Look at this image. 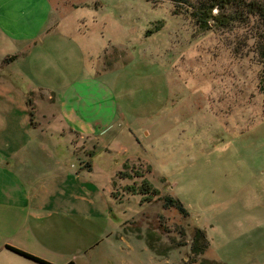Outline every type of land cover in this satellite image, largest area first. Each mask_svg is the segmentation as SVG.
<instances>
[{
	"label": "rangeland",
	"instance_id": "1",
	"mask_svg": "<svg viewBox=\"0 0 264 264\" xmlns=\"http://www.w3.org/2000/svg\"><path fill=\"white\" fill-rule=\"evenodd\" d=\"M50 1L65 33L37 44L0 39V77L12 85L0 91V137L12 130L28 139L32 165L45 159L47 188H61L56 198L68 202L37 221L32 252L54 264H264L263 65L254 20L201 30L168 0ZM29 7L35 25L51 20L43 0H0V22ZM22 96L40 118L76 106L83 138L73 147L57 115L43 132L19 130ZM143 181L158 191L150 201ZM168 197L186 213L165 206ZM195 229L207 240L196 256Z\"/></svg>",
	"mask_w": 264,
	"mask_h": 264
},
{
	"label": "crops",
	"instance_id": "2",
	"mask_svg": "<svg viewBox=\"0 0 264 264\" xmlns=\"http://www.w3.org/2000/svg\"><path fill=\"white\" fill-rule=\"evenodd\" d=\"M3 1L7 4L11 2V0ZM43 1L46 3L47 16L51 18L50 21L49 19H42L38 25H35L34 20L30 18L32 7L27 8L25 11L21 10L19 13H16V11L11 13V21L7 19L9 13H3L1 17L2 21L0 22V39L14 41L15 43L28 42L30 44H37L44 43V40L50 34L61 36L62 33H65L64 27H57V22L54 24V18L57 19L58 16L55 12H52L51 1ZM55 4H57V8L59 6L63 7V5H58L57 1H55ZM3 16H6L5 20H3ZM16 26H22V28L16 31L18 29ZM0 75H2L1 70ZM11 86L10 83H6L5 79L0 77V91L2 93L12 90L10 88ZM13 89L17 90L16 88ZM52 94L53 92H50L47 98L50 101H58L55 99V95ZM24 98L22 96L24 104H21L20 102L22 101L18 100L17 116L13 119L15 125L19 127V130L43 127V132L46 125L49 128L50 120L56 119L55 115H57L59 118V129L68 130L72 133L73 138H75L71 140L73 147L78 144L77 141L79 139L83 138L79 132L77 133L74 130V128L78 127L76 124L78 123V117L75 114L77 111L76 106L73 108H70L71 105L63 108L60 106V110H56L57 112L50 110L48 115L43 113L40 118L37 109L31 103L28 104L26 98ZM40 119L42 120L40 121ZM23 134L25 135L27 132L25 131ZM8 135L12 137L8 139H1L2 137H0V141L2 142V148L0 150H3V152L0 151V264H39L9 250L5 246L10 245L37 255V253H33L30 249V246H34L33 242L38 240V237H34L33 235L37 221L46 217L49 213L61 214L62 211H66L68 202L63 196L61 201L56 198L57 194L60 195L64 192L61 188H47V183L49 184L50 180L48 179L49 177H46L47 174H45L48 168L45 159H41V163L46 164L47 167L43 165L37 170V167L35 168L32 165L31 156L26 155L29 154L28 152H24L25 142L28 139L22 141L18 131L13 133L10 130ZM24 135L22 137H25ZM43 136L40 138L41 148H43L42 151L44 155L51 157L50 153H45V151L51 150L52 146L48 144L46 137L44 138ZM4 147L7 150L6 148L3 149ZM53 168H56V172H61L59 166H54ZM56 176H51L54 177L53 181H55V185L56 183H60ZM49 199L53 201L50 204L48 203ZM74 208L80 210L79 207Z\"/></svg>",
	"mask_w": 264,
	"mask_h": 264
},
{
	"label": "trees",
	"instance_id": "3",
	"mask_svg": "<svg viewBox=\"0 0 264 264\" xmlns=\"http://www.w3.org/2000/svg\"><path fill=\"white\" fill-rule=\"evenodd\" d=\"M148 1H163V0H148ZM173 4L172 12L174 14H187L201 30H210L212 28L227 29L235 27L239 24L249 23L254 20L256 30V38L258 43V56L263 65V71L259 80V90L264 98V0H168ZM29 104V101L27 100ZM149 183L143 181L140 186V191L146 194L144 201H150L148 195L157 194L158 191L150 188ZM165 206H172L180 213L185 214L186 211L178 200L168 197L164 201ZM9 250L26 257L39 264H53L43 258L28 253L19 248L6 245ZM207 247V240L201 231L195 229L190 250L193 255L202 253ZM214 264H220L213 262ZM64 264H76L69 260ZM199 264H205L200 262Z\"/></svg>",
	"mask_w": 264,
	"mask_h": 264
}]
</instances>
